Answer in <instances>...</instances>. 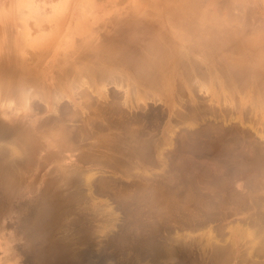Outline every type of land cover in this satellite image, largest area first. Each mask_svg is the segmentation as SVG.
I'll return each instance as SVG.
<instances>
[{"label":"rangeland","instance_id":"1","mask_svg":"<svg viewBox=\"0 0 264 264\" xmlns=\"http://www.w3.org/2000/svg\"><path fill=\"white\" fill-rule=\"evenodd\" d=\"M137 1L0 0V264H208L210 249L204 247L205 238L208 234L216 235V223L207 227L181 228L176 220L164 222L161 218L163 210L157 213V205L150 206L146 195H151L146 192L149 185L156 188L157 185H153L158 180L164 181L161 179L166 178L169 161L162 165L156 161L155 165L137 162L133 153L128 152L134 158L128 156L129 147L117 142L118 138L114 139L124 131L114 126L110 129L102 118L103 108L112 101L125 115L131 112L151 114L149 119L154 121H150V129L143 126L147 125L148 119L132 126L149 130L157 138L168 124L165 103L158 97L136 100L130 92L127 95V87L129 91L132 88L131 81L125 86L127 80H123L120 73L116 75L122 80L119 79V84L108 77L100 83L88 76V69H101L102 56L111 54V48L126 56L131 52H142L145 45L159 41L158 37L163 41L179 42L176 29L164 28L162 11L151 8L149 13L144 9L147 3L152 7L151 2L163 3L165 0H140L143 1L140 6H136ZM197 2L202 18L199 31H196L198 34L194 33L192 37L201 36L202 40L210 38V41L204 44L199 39L200 43L194 47L200 50L206 45L207 49L213 40L222 45L228 35L216 40L221 36L214 31L221 23L229 32L231 43L228 44L231 46L223 45L226 49L218 51L214 57L226 60L231 56L234 59L229 57L227 60H238L239 64H251L256 59L255 62H261L255 64H262L264 68V0ZM127 14L130 15L127 17ZM228 17L233 19L228 20ZM150 25L162 27L148 37ZM191 40L180 42L193 47ZM216 43L211 46H218ZM177 46L178 43L173 48ZM230 47L233 51L229 52L227 48ZM221 54L224 59L219 58ZM112 68L114 77L117 68ZM66 71H69L70 82L66 79ZM75 74L80 77L76 79ZM62 77L63 80L59 79ZM195 92L203 96L201 102L212 103L203 90L197 88ZM186 98L184 95L175 103V110L186 111ZM260 113L247 110L242 121L251 130L248 139L259 140L264 149V114ZM59 116H63V122H56ZM94 122L101 125V129L95 127ZM195 122L186 120L178 127L187 128L188 124L199 123ZM169 124L176 126L175 121ZM58 132L71 135L59 144L53 136ZM180 132L176 128L172 136L178 138ZM118 145L126 152L112 149ZM106 146L109 149H105ZM163 147L173 150L175 146L168 143ZM185 159L173 158V163L181 165L179 162L184 161L188 167ZM263 163L261 167H264ZM67 170L79 174L83 170L81 178L91 176L89 184L78 178L77 173H73L67 183L61 177L68 173ZM263 173L261 170L252 176L256 183L264 184ZM259 186L258 192H264ZM236 224L229 222L224 231L228 232L234 226L246 231L252 229ZM165 227L171 228L169 233L160 231ZM149 240L161 241L158 243L164 246L172 245L175 253L168 255L167 247L162 246L163 252L158 251L154 258L148 251L149 246L145 247Z\"/></svg>","mask_w":264,"mask_h":264},{"label":"bare ground","instance_id":"2","mask_svg":"<svg viewBox=\"0 0 264 264\" xmlns=\"http://www.w3.org/2000/svg\"><path fill=\"white\" fill-rule=\"evenodd\" d=\"M197 1L165 0L163 3L151 2L153 3L152 7L148 3L145 5L144 9L146 12L147 10L149 12L151 8L153 11H162L160 14L165 19V21H163L164 28L168 26L169 29H176L179 39V42H177L179 45V47L177 46L178 48H173L174 45L177 44L175 40L163 41V39L160 40V37H158L159 41H154L152 44L149 43L150 45L147 44L148 46L145 45L142 52L138 51L134 54L131 52L132 55H120L115 53L117 51L111 48V54L102 56V62H100L101 69H97V65H95L98 71L88 69V76L90 79H93V81H98L100 83L103 82V80H107L108 77L109 80L111 79V82L119 84L120 77L118 76L117 78L116 75L120 73L123 80H127V82L125 81V86L131 81L129 85H131L132 88L130 89L131 91H129L127 87V95L130 92L131 97L136 100L142 99V97L152 99L158 97L159 100L165 103L168 124L161 133L162 135L157 138L155 134L146 130L147 128L150 129L149 123L151 124L150 121H152V119L150 120L149 118H151V114L131 112L125 115L120 108L115 107V102L113 103V101L104 108L102 107L104 111L102 118L106 125H108L110 129L114 126L116 129L124 131L122 134L120 133L114 136L115 141L118 138L117 142L123 145L126 144V148L129 147L127 153L131 152L134 156H137V162L142 165H146V163L155 165L156 163L154 161H156L162 165L169 161L168 165L166 164L168 169H165L166 174L164 176H166V178L164 177V179H161V181H164L160 182V180H158L159 182L157 181L158 183L153 185H157L156 188L146 185L149 191L146 192L145 190L146 193L151 195V197L148 195H146V197L148 199L152 198V200H146L149 204H152L150 206L156 204L157 206H155L158 208L157 213L163 210L162 213H160L163 215H161V218H164V222L168 223V221L173 222L176 220L175 222L179 224L181 228L184 226L190 228L207 227L206 225L215 222L216 229H214L216 235L213 236L212 234H208L207 239L205 238L206 243L204 247L210 249L206 261L208 264H264V253H262L264 251V192H258L257 190L259 185L262 186H259L260 188H264V184H262V182L256 183L253 179L254 177H252L254 174L257 175L261 170L264 171V169H262L264 167H261L264 161V149L262 143L258 139V141H255V138L248 139L251 137V130L249 127H246L242 121V115H244L247 110L264 114L262 113L264 111V68L262 64L260 66L257 65L261 62L259 59H257L259 62H255L256 59H253L254 62L251 64L247 62V64H239L238 60L231 62V60L234 59V57L231 56H228V58L231 57L230 61L227 60L228 58L226 60H221L214 57V54H217L218 51L226 49L223 48L226 47V45L227 47L231 46V44H228L229 42L231 43V39H228V37H230L229 32H227L225 26L221 23H219L214 30L216 35L221 37L215 38L218 40L228 35V41L224 40L221 42L222 45H218L213 40V43H216L215 45H218L219 48H217L218 46H211L213 44L211 42L212 44L209 45V48L206 49V45L202 48V44L200 45L201 49H198L197 44L200 43L199 39L202 37L200 35L197 36L201 38L195 36L196 39L192 37L194 33L198 34L196 31H199L202 18L198 13L200 3ZM140 3H143V1L140 2V0H138L136 6L142 5ZM129 15L130 14H127V17ZM230 18L228 17V20ZM161 27L162 26L158 27V25H156V27L150 25L147 30L150 33L148 37L154 35L151 33L152 31L154 32L156 29L159 30ZM166 38L167 37H164V39ZM193 38L197 41L193 40ZM188 39H192L196 42L194 43L191 40V42H193V47L182 45L183 41H188ZM204 40L203 38L202 43L206 44L207 40ZM259 42L261 43L262 41ZM195 45L197 46L194 47ZM215 47L216 49H214ZM230 50H232L231 47L227 48V51L230 52ZM252 53H254V51ZM221 57L222 54L219 58ZM222 58L224 59V57ZM115 66L117 68V74L114 73V78V69L112 67ZM261 72H263V74ZM76 74L74 77L77 79L78 76H76ZM79 74L82 75V73ZM67 75L70 76L69 71H66V79L70 82ZM108 75H111V78ZM59 77L61 76L59 75ZM59 79L63 80L64 77ZM90 79L88 81H90ZM197 88L203 90L204 93L206 92L212 103L206 104L205 102H201L203 96L197 95V92H195ZM184 95H187V98L184 100L186 111L181 112L175 110V103L178 101L180 102V99H182ZM185 103L188 104L186 105ZM152 118L154 117L152 116ZM57 119L58 120H54H56V122H63V116H59ZM144 119L149 120L146 121V126L143 125L146 129L132 126L137 122L141 123ZM258 119L259 118H257V120ZM90 120L92 121V119ZM186 120L199 121V123L193 125L188 124V127L183 125L187 128L178 127V125L185 124ZM170 121H175L176 126L174 124V126L170 125ZM94 124L92 123V125ZM94 126L96 127L98 125L95 124ZM94 126H92V128ZM100 126L101 125L98 126L99 129H101ZM175 127L178 128V132L179 130L181 131L179 134L177 133L179 136H177L178 138L172 136L176 130ZM102 128L104 127L102 126ZM65 130H69V128L66 129L65 127ZM69 131L72 133L71 130ZM64 135L58 132L53 136L56 138L57 142L61 144L64 138L69 137L71 134L69 133L68 136ZM109 136L107 137L108 139L110 138ZM56 140L54 141L56 142ZM168 143L169 145L173 144L175 146L173 150L164 149L163 146ZM107 146L104 148L109 149ZM112 149L117 151L120 149L122 152L126 150L123 148L121 149L120 146L116 149L115 147ZM129 153L128 156H131L132 154L130 155ZM202 157L206 158L207 161L203 160ZM173 158L179 161L182 160V158H186L188 160L185 159L188 163V167H185L186 164L184 165V161H182L184 166L180 162L179 164L181 165L174 164ZM199 158L203 161L201 160V162L198 160ZM159 167L161 166H158V168ZM56 172L59 173L60 171ZM67 172L68 173H65L67 176H65V174L63 176V172H61V177H64L65 180L68 181L67 183H69L72 174L74 173L73 175H75L77 172L72 170H67ZM82 173L83 170L81 174L77 173L79 175L78 178L83 176ZM260 174L261 173H259V175ZM90 177L91 176L87 175V177L84 176V178H82L85 183L89 184L88 180H90ZM87 184L86 186H88ZM76 188L78 189V187ZM140 190L144 191L143 188ZM165 209L171 211L168 212V210ZM164 210L165 212L167 211L166 214ZM158 216H160V214ZM229 222H236V225L242 224V226L248 225L251 226L248 228L252 229L251 231H246L240 229L238 226H234L230 231L228 230V232H226L224 231V227L226 228ZM167 223L165 224L167 225ZM171 228L165 227L160 231L169 233ZM147 241H145V243ZM149 241L147 246L145 244V247L149 246L150 248L148 247V251H151L152 257L157 258L155 257V253H159L160 250L162 253V249H164L162 246H164V244L160 245L158 243L161 241ZM178 242L177 240V243ZM164 247H167L165 250L168 255L175 253L172 245L168 244V246L166 245ZM149 252L147 254H149Z\"/></svg>","mask_w":264,"mask_h":264}]
</instances>
